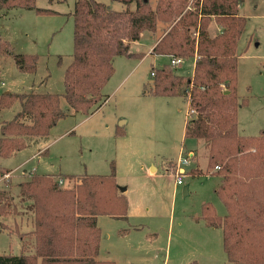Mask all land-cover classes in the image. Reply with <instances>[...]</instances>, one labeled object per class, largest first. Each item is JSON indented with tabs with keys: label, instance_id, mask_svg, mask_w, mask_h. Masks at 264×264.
I'll return each mask as SVG.
<instances>
[{
	"label": "trees",
	"instance_id": "obj_1",
	"mask_svg": "<svg viewBox=\"0 0 264 264\" xmlns=\"http://www.w3.org/2000/svg\"><path fill=\"white\" fill-rule=\"evenodd\" d=\"M112 1L127 8L113 11L95 0H76L72 60L63 74L62 94H0V111L14 102L20 105L10 121L0 124V158L24 148L26 138L48 135L69 113L87 117L96 112L108 98L102 89L114 74V59L141 58L129 52L130 44L143 32H155L160 22L167 27L150 55L169 61L194 59L192 75L177 74L170 62L152 67V86L146 92L154 97L181 96L193 111L187 116L184 138L203 142L205 173L219 179L213 192L225 208L220 217L210 203H203L200 218L208 227L221 229L227 264H264V133L237 132V112L245 104L236 92L237 42L246 23L239 9L244 0H157L154 9L148 0ZM15 8L49 12L36 8L35 0H0V11ZM212 21L219 28L213 36ZM37 60L35 55L15 56L17 66L30 73ZM188 174L196 177L202 172L193 169ZM21 177L17 199L26 205L32 227L24 234L28 239L22 241L20 253L0 255V264H115L98 259L97 225L100 215L127 219L128 201L119 191L113 167L103 176L62 178L31 171ZM61 180L71 186H61ZM6 199L1 192L0 218L10 213Z\"/></svg>",
	"mask_w": 264,
	"mask_h": 264
},
{
	"label": "rangeland",
	"instance_id": "obj_2",
	"mask_svg": "<svg viewBox=\"0 0 264 264\" xmlns=\"http://www.w3.org/2000/svg\"><path fill=\"white\" fill-rule=\"evenodd\" d=\"M95 1L113 11L127 8L112 0ZM156 1L148 0L152 9ZM75 2L35 0L36 8L49 11L43 13L20 8L0 11V82L4 83L0 94L63 93V74L72 60ZM129 9L133 11L135 5ZM239 14L246 23L237 42L236 92L245 104L237 112V132L258 135L264 133V0H244ZM156 27L160 32V22ZM217 31L212 21L209 34ZM152 44L143 32L129 49L143 57L114 59L117 73L102 89L110 97L96 112L87 117L69 113L48 135L26 138L24 148L0 158V174L13 170L9 180L0 182V193L4 192L10 210L0 218V255H18L20 244L14 234L25 236V229L15 225L21 214L25 216L26 208L17 199L20 174L103 176L113 167L118 187L125 188L127 219L97 217L101 232L98 259L115 264H227L221 229L208 227L200 218L203 203H210L220 217L225 208L213 192L219 179L205 173L207 149L203 142L183 137L189 105L181 96L161 98L146 92L152 86L151 68L169 62L165 56L149 55ZM18 54L37 56L35 72L17 66ZM192 64V59L183 61L175 72L190 76ZM123 77L119 90L110 93ZM61 107L66 109L63 100ZM19 110V103L14 102L0 111V124L10 121ZM121 119L126 121L124 126H120ZM117 130L125 136H118ZM184 158L188 164L180 165ZM150 163L155 171L148 167ZM193 169L202 175L190 176ZM177 174L183 178L182 185L175 184ZM60 185L69 187L71 183L61 180ZM184 186H188L186 196Z\"/></svg>",
	"mask_w": 264,
	"mask_h": 264
},
{
	"label": "crops",
	"instance_id": "obj_3",
	"mask_svg": "<svg viewBox=\"0 0 264 264\" xmlns=\"http://www.w3.org/2000/svg\"><path fill=\"white\" fill-rule=\"evenodd\" d=\"M243 4V3H242ZM240 8H241V6H240ZM161 25H162V28H161V30H160V32H157V27H156V30H155V32H147L148 33V38L149 39H151V40H153V44H152V46H151V48H150V52H151V50L153 49V47H154V45L156 44V42L159 40V38H161V36L163 35V32L165 31V29H166V27H167V25H164V24H162V23H160ZM217 29H218V31H217V33L219 32V28L217 27ZM216 33V34H217ZM142 35V34H141ZM133 43V42H132ZM131 43V44H132ZM131 44H130V46H131ZM129 49H130V47H129ZM150 52H149V55H150ZM137 54H141V53H137ZM142 55V57H143V54H141ZM168 58V57H167ZM193 60V64H194V59H192ZM192 64V65H193ZM137 66V65H136ZM119 68H121V65L119 66ZM192 69H193V66H192ZM134 70V68H132V69H130L129 71H128V73H127V75L130 73V72H132ZM117 73V67H115V69H114V74L113 75H115ZM112 75V76H113ZM127 75H125V76H127ZM191 75H192V73H191ZM190 75V76H191ZM124 78L125 77H123V79L121 80V81H119V82H116V83H114V85H113V88L112 89H109V91H110V93H115V91H117V90H119L118 88H119V86H120V84L122 83V81L124 80ZM108 91V92H109ZM5 92H8V91H5ZM108 97H110L109 95H108ZM161 98H163V97H161ZM165 98V97H164ZM126 123V121L125 120H123V119H121L120 120V126H124V124ZM118 136H120L121 138H123L125 135H124V133H119L118 134ZM183 137H184V135H183ZM41 154V153H40ZM192 156V155H191ZM22 166V165H21ZM150 166V168L152 169V171H155L156 170V167L155 166H153L152 165V163H150L149 165H148V167ZM147 167V168H148ZM17 168H20V166L19 167H15L14 168V170H16ZM7 170V172H5V173H9L10 174V177H11V173H12V171L13 170H8V169H6ZM14 173V172H13ZM24 173V172H23ZM20 176H21V174H20ZM9 177V178H10ZM9 178H8V180H9ZM117 178H118V176H117V173H116V180H117ZM3 182V181H2ZM176 184V183H175ZM177 185V184H176ZM23 211H24V213H25V216H22V215H24V214H21L20 215V217H19V219H17L16 220V222H15V225L17 224V226H19V228H23V229H25V232L24 233H27L30 229H31V220H30V217H29V215H28V210H27V207L25 208V210L23 209ZM3 233V232H2ZM14 236H16L17 238H18V244H20V250H21V243H22V241H24L25 240V238H23V237H26V236H23V237H21V236H18V235H15L14 234ZM28 238V237H27ZM22 239V240H21ZM10 253V252H9ZM13 254V253H12ZM100 259H101V257H100ZM102 260V259H101Z\"/></svg>",
	"mask_w": 264,
	"mask_h": 264
},
{
	"label": "built area",
	"instance_id": "obj_4",
	"mask_svg": "<svg viewBox=\"0 0 264 264\" xmlns=\"http://www.w3.org/2000/svg\"><path fill=\"white\" fill-rule=\"evenodd\" d=\"M169 62H170V65L172 67H176V66L180 65L183 62V60L180 59V58L172 57V58H170V61ZM150 75L153 76V73H151ZM0 85L1 86H4V83L0 82ZM192 114H193V111L192 110H188L187 116L192 115ZM179 164L180 165H186V164H188V158L181 159L179 161ZM217 169H218V167L215 168V170H217ZM9 177H10V174L9 173H4V174L0 175V182L5 181V180H8ZM182 179L183 178L181 176H179L178 174L175 175V183L177 185H182V183H183L182 182Z\"/></svg>",
	"mask_w": 264,
	"mask_h": 264
},
{
	"label": "water",
	"instance_id": "obj_5",
	"mask_svg": "<svg viewBox=\"0 0 264 264\" xmlns=\"http://www.w3.org/2000/svg\"><path fill=\"white\" fill-rule=\"evenodd\" d=\"M119 191L122 193L125 191V188H119ZM182 191L184 196L188 195V186H184Z\"/></svg>",
	"mask_w": 264,
	"mask_h": 264
}]
</instances>
